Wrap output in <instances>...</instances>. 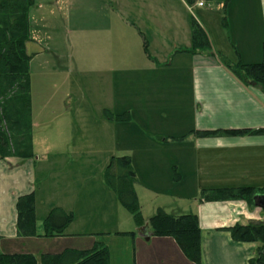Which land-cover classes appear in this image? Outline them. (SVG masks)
<instances>
[{"label": "crops", "instance_id": "1", "mask_svg": "<svg viewBox=\"0 0 264 264\" xmlns=\"http://www.w3.org/2000/svg\"><path fill=\"white\" fill-rule=\"evenodd\" d=\"M199 1L202 0L189 5L186 0H82L85 11H96L103 17L96 27L92 23L83 28V39L86 41L89 33L99 46L97 53L108 56V62L104 59L107 67H102L103 59L100 60V72L110 77L114 74V82H109L111 91L105 96L102 109L109 124L113 122L118 127L112 134L107 130L104 135H111L118 143L123 137L131 139L142 152L144 148L151 151L141 160L134 157V152L140 150L131 154L137 177L135 189L145 225L137 228L134 223L132 229L108 228L97 232V236H88L89 241H85L82 233L73 231L82 226L83 221L74 218L61 235L45 236V227L41 230V224L36 236L18 234V197L34 192L37 202V197L44 191L43 186H47L48 193L52 194L51 191L59 188L55 179H49L46 164L51 155L38 154L35 148L41 134L37 136V127L41 123L35 117L32 99L35 156L0 159L1 252L32 253L41 264L44 253L89 249L101 240L110 248L111 264H115L114 251L127 264H195L185 256L173 237L150 235L149 219L162 208L172 214L193 212L197 215L201 228L202 264H249L260 242L234 240L230 228L250 221L264 222L263 198L260 196L264 191L258 192L253 204L243 198L209 199L203 192L242 186L264 188V133L254 132L264 129V90L256 83H244L222 62V58L245 64L264 60V0H230L227 4L207 0L224 9L222 27L227 31L226 43L219 46V50L210 38L205 22L197 21L206 32L210 46L193 50V21L196 20L193 7L205 6H200ZM61 4L62 1L52 0L50 6L61 9ZM27 49L33 57L45 52L33 36L32 28ZM126 54L131 56L129 63L122 56ZM126 65L124 70L129 73L122 74V78L120 71ZM107 83L103 87H108ZM128 91L127 101L123 94ZM71 97L61 98L64 107L52 108L53 115L57 111L72 113V103L82 104L86 100L84 96ZM123 99L127 103L120 108ZM48 104H52L51 99ZM106 112L113 116L127 112L129 120L116 121ZM122 130L125 131L123 135ZM221 130L249 132L201 133ZM47 137L43 134L41 138ZM67 146L57 152L55 149L52 156L59 162L57 157L67 153L65 168L79 169L74 165L79 162H73L72 154L84 157V149ZM69 147L73 148L71 154ZM40 163L43 164L41 168ZM80 163L83 167V161ZM82 174V171H77L76 175L74 171L70 172L69 179L64 180V195L86 205L91 197L90 179H82ZM74 184L77 186L73 189ZM114 193L111 195L103 189L101 195L98 190L92 195L102 200L113 196L115 201ZM55 207L72 212L74 217L77 214L75 208H68L61 200L49 204L48 214ZM132 230H137L135 236L116 233Z\"/></svg>", "mask_w": 264, "mask_h": 264}, {"label": "rangeland", "instance_id": "2", "mask_svg": "<svg viewBox=\"0 0 264 264\" xmlns=\"http://www.w3.org/2000/svg\"><path fill=\"white\" fill-rule=\"evenodd\" d=\"M51 1L35 0L29 10L32 34L45 50L42 54L34 55L35 57L30 62L35 117L41 123L37 127V136L41 134L37 138L35 148L38 154L47 153L51 155L46 164L49 179H55L59 185V188L51 191L53 194L48 193L50 189L48 190L47 186H43L44 191L40 193V197H37L36 231L40 224L41 230L44 227V218L48 215L49 204L54 200H61L68 208L76 209L77 214L75 217L73 215V220L78 218L83 221V224L73 231L82 233L86 237L84 240L87 241L88 236H97V232H102L108 228L132 229L135 221L131 212L120 203L117 195L105 184L103 179L105 168L112 156L128 155L131 157L132 151L141 148L138 149L136 143L131 139L123 137L118 143L111 135L107 133L104 135L107 130H111L110 134H112V131L118 127L113 122L109 124L103 116L104 110L102 109L103 100L107 99L105 96H108L109 90L111 91L109 82H114V74L110 77L109 74L105 75L100 72V60L103 59L102 67H107L108 56L97 53L99 46L95 45L89 33L86 34V41L83 39V28L85 29V26L90 27L89 25L92 23L96 27L95 24L103 17L96 11H85L82 7V0H59L62 1L61 9L51 7ZM204 2L205 6L201 8L193 7V15L197 21L205 22L210 38L220 50L219 46L223 44L225 46L224 37L227 34V31L222 27L224 9L219 4H215L216 2L211 3L207 0ZM67 3L68 6H66ZM122 56L129 63L131 56L128 54ZM127 66H123L121 69V77L122 74L129 73L124 70ZM106 82H108V87H103ZM66 95H71L70 99L84 96L86 100L82 101V104L72 103V113L57 111L53 115L50 110L63 108L64 102L60 99ZM128 95H130L129 91L123 94L127 101ZM50 99L52 104H48ZM72 101L74 102V100ZM127 101L123 99L119 105L120 108L125 107L124 104ZM50 119H52L51 123L49 122ZM124 133L125 131L122 130V135ZM43 134H47L48 137L41 138ZM68 144L76 149H84L82 153L84 157L79 154V156L72 154L73 162L75 160L79 162L74 164L75 166L78 165L79 169L65 168L67 165V153L65 154V151H63V157H57L59 162H56L52 156L60 149H66ZM72 147H69L70 154ZM150 153L149 149L144 148V152L142 150L134 152V157L136 156L137 159L141 160ZM81 161L84 163L83 167H81ZM39 166L41 168L43 164L40 163ZM71 171H74L75 175L77 171L78 173L82 171V179H90L91 197L86 205L79 204V201L76 202L64 195L66 192V185H63L64 180L66 177L69 179ZM75 186L77 185L74 184L73 189ZM52 187H54L53 184ZM103 189L109 191L111 195L114 193L116 200H112L113 196L112 199L102 200L92 195L97 190L101 195ZM142 190L146 191L144 188ZM112 258L115 264L118 260L119 264H127V261L115 251Z\"/></svg>", "mask_w": 264, "mask_h": 264}, {"label": "trees", "instance_id": "3", "mask_svg": "<svg viewBox=\"0 0 264 264\" xmlns=\"http://www.w3.org/2000/svg\"><path fill=\"white\" fill-rule=\"evenodd\" d=\"M189 5L197 0H186ZM227 4L230 0H220ZM35 0H0V159L16 156L29 159L35 156L33 147V121L30 62L33 54L27 45L31 40L29 10ZM209 40L202 26L193 21V50L209 48ZM147 46L145 44V50ZM222 62L244 83H256L264 90V60L245 64L242 61ZM116 121L129 120L127 112L115 116ZM247 130L203 131L210 134H242ZM254 132L264 133V129ZM176 174V170H175ZM105 182L114 189L120 203L132 214L137 228L145 225V218L135 189L136 172L128 155L112 156L105 169ZM251 186L212 188L205 190L206 198H243L255 203L259 191ZM17 232L20 236H36V196L34 192L18 197ZM73 220V213L61 207L53 208L44 220L45 236L61 235ZM150 235L173 237L185 256L195 264H202L201 228L193 212L168 213L159 208L150 217ZM234 240L260 242L249 264H264V222L250 221L230 228ZM119 235L135 236L137 230L118 231ZM0 264H38L32 253H5L0 251ZM41 264H111L109 246L97 240L89 249H66L61 253H44Z\"/></svg>", "mask_w": 264, "mask_h": 264}, {"label": "water", "instance_id": "4", "mask_svg": "<svg viewBox=\"0 0 264 264\" xmlns=\"http://www.w3.org/2000/svg\"><path fill=\"white\" fill-rule=\"evenodd\" d=\"M263 198V201H261V206L264 207V195H260Z\"/></svg>", "mask_w": 264, "mask_h": 264}, {"label": "built area", "instance_id": "5", "mask_svg": "<svg viewBox=\"0 0 264 264\" xmlns=\"http://www.w3.org/2000/svg\"><path fill=\"white\" fill-rule=\"evenodd\" d=\"M200 6H203L204 5V2L203 1H199L198 3Z\"/></svg>", "mask_w": 264, "mask_h": 264}]
</instances>
